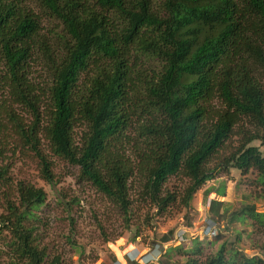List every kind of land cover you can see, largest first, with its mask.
I'll return each mask as SVG.
<instances>
[{
	"label": "trees",
	"instance_id": "trees-1",
	"mask_svg": "<svg viewBox=\"0 0 264 264\" xmlns=\"http://www.w3.org/2000/svg\"><path fill=\"white\" fill-rule=\"evenodd\" d=\"M33 1L57 23L55 42L38 40L40 19L26 0H0V94L32 118L25 124L5 101L0 116L38 158L42 180L54 184L40 135L123 216L136 178L140 196L164 212L176 202L167 180L179 173L189 180L188 205L213 179L207 164L237 127L240 145L223 165L254 169L264 186V157L250 145H264V0ZM35 59L44 62L43 87L31 79ZM6 179L0 168V187ZM17 192L18 206L9 204L0 220L17 258L10 264H60L27 225L44 190L20 184ZM225 259L219 251L185 264H264L236 251Z\"/></svg>",
	"mask_w": 264,
	"mask_h": 264
},
{
	"label": "rangeland",
	"instance_id": "rangeland-1",
	"mask_svg": "<svg viewBox=\"0 0 264 264\" xmlns=\"http://www.w3.org/2000/svg\"><path fill=\"white\" fill-rule=\"evenodd\" d=\"M25 5L40 19L38 40L54 43L57 23L43 17L36 1L26 0ZM44 68V62L36 59L30 68L31 79L41 87L46 81ZM0 97L14 111V117L25 124L31 122L32 117L14 105L6 91ZM0 124V168L5 170L7 178L0 187V220L8 215L9 204L18 206L20 184L43 189L45 202L34 209V218L27 225L34 226L39 246L46 249L49 257H58L60 264H110L117 260L123 264L128 253L135 250L136 257L146 255L150 252L147 245H158L164 236L171 237L179 228L188 230L185 242H168L165 249L161 248V261L157 264H185L190 258L204 260L219 251L224 252L225 260L231 259L233 251L264 258V186L254 169L242 173L223 165L240 145L237 127L207 164L214 172L213 179L192 195L188 205H184L183 198L189 180L181 173L164 184L165 192L176 197V202L164 212L140 196L141 185L136 178L130 184L132 205L125 217L107 197L79 180L78 168L54 156L40 135V149L51 162L54 175V184H47L41 178L38 158L23 145L6 115L0 116ZM243 126L252 130L246 123ZM250 145L257 147L264 157V145L260 141ZM220 188L224 189V196L216 194ZM212 201L221 205L211 208ZM207 219L216 220L218 236L202 234ZM11 240L10 232H0V264L17 260L10 247Z\"/></svg>",
	"mask_w": 264,
	"mask_h": 264
},
{
	"label": "built area",
	"instance_id": "built-area-1",
	"mask_svg": "<svg viewBox=\"0 0 264 264\" xmlns=\"http://www.w3.org/2000/svg\"><path fill=\"white\" fill-rule=\"evenodd\" d=\"M201 232L204 236H210L214 237L216 236L217 232H219V227L216 223V221H213L211 219H207L205 222H203V227L201 228ZM188 233L187 229L179 228L176 233L173 234L171 238V242H177L178 244H181L185 242V235ZM169 241V242H170ZM167 243H158V245L147 247L150 249V252L146 255H141L140 257H136L137 255L128 253L125 257V261L123 264H130V262H135L136 264H157L161 258V248L165 249ZM137 258V259H136ZM130 261V262H129ZM110 264H122L120 262H111Z\"/></svg>",
	"mask_w": 264,
	"mask_h": 264
},
{
	"label": "clouds",
	"instance_id": "clouds-1",
	"mask_svg": "<svg viewBox=\"0 0 264 264\" xmlns=\"http://www.w3.org/2000/svg\"><path fill=\"white\" fill-rule=\"evenodd\" d=\"M188 234V233H187ZM172 236H173V234H172ZM172 238V237H171ZM169 242V241H168ZM158 243H167V242H158ZM130 254H134V255H137L138 254V251H135V250H133V252L132 253H130ZM126 257V256H125ZM112 262H119V260H117V261H112Z\"/></svg>",
	"mask_w": 264,
	"mask_h": 264
}]
</instances>
